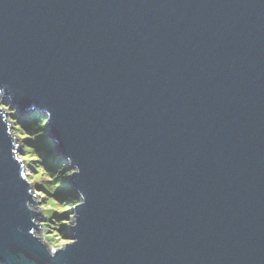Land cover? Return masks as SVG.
<instances>
[{"label":"water","instance_id":"water-1","mask_svg":"<svg viewBox=\"0 0 264 264\" xmlns=\"http://www.w3.org/2000/svg\"><path fill=\"white\" fill-rule=\"evenodd\" d=\"M0 86L86 197L50 259L0 124V264H264V0H0Z\"/></svg>","mask_w":264,"mask_h":264},{"label":"clouds","instance_id":"clouds-1","mask_svg":"<svg viewBox=\"0 0 264 264\" xmlns=\"http://www.w3.org/2000/svg\"><path fill=\"white\" fill-rule=\"evenodd\" d=\"M5 89L0 86V124L6 126V135L13 143L12 159L26 188L23 207L33 226L28 235L55 259L78 243L69 233L78 227L77 210L85 206L86 197L79 189L73 190L68 181L80 174V168L74 166L71 157L53 158L56 145L47 139L51 111H32L28 120L21 122Z\"/></svg>","mask_w":264,"mask_h":264},{"label":"trees","instance_id":"trees-1","mask_svg":"<svg viewBox=\"0 0 264 264\" xmlns=\"http://www.w3.org/2000/svg\"><path fill=\"white\" fill-rule=\"evenodd\" d=\"M31 115V114H30ZM30 115H28V116H30ZM28 116H26V117H28ZM26 120H28V119H25V120H23V121H26ZM48 140H50V141H52L49 137L47 138ZM54 159H62V158H60V156H59V154L57 153V151H56V146H55V154H54V157H53ZM70 234V233H69Z\"/></svg>","mask_w":264,"mask_h":264},{"label":"rangeland","instance_id":"rangeland-1","mask_svg":"<svg viewBox=\"0 0 264 264\" xmlns=\"http://www.w3.org/2000/svg\"><path fill=\"white\" fill-rule=\"evenodd\" d=\"M17 115H18V113H17ZM18 117L20 118V120H21V122H23V120H25V119H28L29 118V116L28 117H21L20 115H18ZM47 132H48V128H47ZM49 137V132H48V136H47V138ZM26 143H27V141H26ZM60 156V155H59ZM60 158H62L61 156H60ZM63 159V158H62ZM68 183L70 184V180L68 181ZM58 218H60V217H58Z\"/></svg>","mask_w":264,"mask_h":264}]
</instances>
